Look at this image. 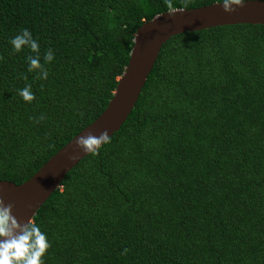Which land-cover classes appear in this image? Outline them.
I'll list each match as a JSON object with an SVG mask.
<instances>
[{
    "label": "trees",
    "instance_id": "trees-1",
    "mask_svg": "<svg viewBox=\"0 0 264 264\" xmlns=\"http://www.w3.org/2000/svg\"><path fill=\"white\" fill-rule=\"evenodd\" d=\"M165 11V0H0V180H26L99 115L135 29ZM24 28L42 63L53 51L46 80L28 71L36 53L10 43ZM28 84L32 102L18 94ZM110 136L32 216L51 244L43 264H264V25L169 37Z\"/></svg>",
    "mask_w": 264,
    "mask_h": 264
},
{
    "label": "water",
    "instance_id": "water-1",
    "mask_svg": "<svg viewBox=\"0 0 264 264\" xmlns=\"http://www.w3.org/2000/svg\"><path fill=\"white\" fill-rule=\"evenodd\" d=\"M236 7V6H234ZM153 16L138 26L126 65L104 109L90 123L72 136L51 155L29 178L19 184L0 180V198L13 205L12 215L26 224L35 211L58 187L64 175L85 155L76 140L91 132L99 136L105 130L109 136L118 130L133 108L160 46L171 36L184 32L232 24L264 25V0H245L243 7L225 12L222 3L189 9H173Z\"/></svg>",
    "mask_w": 264,
    "mask_h": 264
},
{
    "label": "clouds",
    "instance_id": "clouds-1",
    "mask_svg": "<svg viewBox=\"0 0 264 264\" xmlns=\"http://www.w3.org/2000/svg\"><path fill=\"white\" fill-rule=\"evenodd\" d=\"M219 3H222L225 12L232 13L236 11V7H243L245 0H220ZM165 5L170 14L177 12L173 10V0H165ZM185 7H187V4H185ZM10 43L15 52L28 47L33 53H36L35 56L29 55L27 57L28 71L39 70L37 78L45 80L48 78L49 72L45 65L54 59L52 49L44 54L42 63L39 55V43L27 28H24L20 34L12 38ZM24 78L27 79V77ZM18 94L26 102H32L35 99V93L32 91L30 84L23 89H19ZM43 119L45 117L41 115L38 119H35V122L39 123ZM110 142L111 136L106 130L99 136L89 132L76 140L78 147L92 155L99 154L101 147ZM12 208L11 203L5 204L4 200L0 198V264H43L42 257L51 247L46 233L42 232L40 226L30 218L26 224L19 223L17 218L12 215ZM129 251L130 249L125 247L121 255H127Z\"/></svg>",
    "mask_w": 264,
    "mask_h": 264
}]
</instances>
